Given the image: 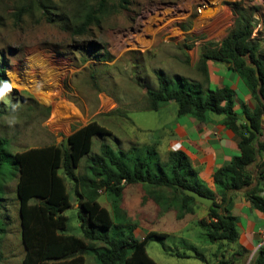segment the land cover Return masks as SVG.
Instances as JSON below:
<instances>
[{
	"label": "rangeland",
	"instance_id": "obj_1",
	"mask_svg": "<svg viewBox=\"0 0 264 264\" xmlns=\"http://www.w3.org/2000/svg\"><path fill=\"white\" fill-rule=\"evenodd\" d=\"M81 1L50 0L40 6L38 0H0V69L8 78L0 89L13 85L0 98V139L10 142L8 155L65 142L73 129L93 120L108 131L94 135L91 151L75 169L77 174L85 171L89 157L99 153L103 142L123 149L145 144L150 134L138 127L160 130V122L170 116L148 108L146 90L157 87L156 70L171 76L179 71L193 74L191 59L204 46L219 43L235 26L236 2L250 12L252 36L258 39L264 58V0H129L126 8L117 7L85 34L74 35L71 27L81 17ZM22 6L27 7L25 12ZM259 138L264 139V132ZM250 171L256 180L257 164ZM145 191L141 184L127 186L114 220L135 223L134 235L141 240L158 233L146 242L156 262L221 264L234 259V264L253 263L254 252L238 254L242 250L238 241L209 242L198 224L207 212L205 205L179 218L177 209L162 210ZM107 197L102 189L99 201L112 212ZM78 212L73 199L65 211L67 232L81 236ZM0 219L5 230L0 264H23L26 247L16 178L4 186ZM123 230L126 227L113 226L108 232L120 237ZM85 264H97L94 255H86Z\"/></svg>",
	"mask_w": 264,
	"mask_h": 264
},
{
	"label": "trees",
	"instance_id": "obj_2",
	"mask_svg": "<svg viewBox=\"0 0 264 264\" xmlns=\"http://www.w3.org/2000/svg\"><path fill=\"white\" fill-rule=\"evenodd\" d=\"M49 1L38 0L40 6ZM83 1L79 22L71 27L74 35L85 34L90 25L100 24L105 14L119 6L126 8L129 2L118 0L115 6V0ZM26 9L21 7L24 12ZM234 9L238 11L235 26L219 43L204 46L197 68L207 74L209 61L231 64L257 99L253 113L244 110L255 131L236 111L233 90L229 86L205 88L200 82L182 75L170 77L158 69L155 72L157 87L146 90L149 109L157 110L161 104L175 101L178 115L192 114L201 120L209 119L210 112L224 115L223 123L237 136L240 154L216 170L215 192L201 182L184 150H171L163 159L156 142L133 144L127 149L114 148L103 142L99 153L89 157L85 171L77 174L75 169L82 157L91 151L94 135L108 131L96 120L73 129L65 142L30 147L10 155V142L6 138L0 139V208L6 182L16 178L22 238L26 247L23 264H85V256L89 254L94 255L97 264H159L146 249L147 240L158 233H150L141 240L134 235L135 223H115L114 216L115 219L118 217L124 190L129 185L141 184L148 198L164 211L177 209L179 218L203 205L187 195L185 188L212 197V206L207 207V214L198 224L213 244L239 240L237 217L228 208L233 191L248 188L245 197L264 213V195L261 193L264 191V157L258 162V156L264 151V139L259 140L263 133L264 58L259 54L258 39L252 36L254 27L250 12L237 2ZM6 81L8 78L1 67L0 83ZM253 164H257L258 177L256 184L251 186L254 177L250 166ZM102 189L108 195L112 212L99 201ZM73 199L79 207L81 236L67 232L69 217L65 211L72 206ZM113 226L117 229L126 227L127 232L123 230L120 237L111 236L108 231ZM4 234L0 224V242ZM245 251L247 249L242 247L238 254L243 256ZM235 261L229 259L220 263L234 264ZM252 264H264V244L256 251Z\"/></svg>",
	"mask_w": 264,
	"mask_h": 264
},
{
	"label": "crops",
	"instance_id": "obj_3",
	"mask_svg": "<svg viewBox=\"0 0 264 264\" xmlns=\"http://www.w3.org/2000/svg\"><path fill=\"white\" fill-rule=\"evenodd\" d=\"M199 57L200 55L191 59L190 66L193 74H184V71H179L173 76L167 75L170 77L179 74L186 76L191 81L202 83L205 88L208 86L211 88L229 86L233 90L236 111L241 115L245 113L244 110L253 113L258 105L257 99L246 81L231 67V64L209 61L207 62V74H204L197 68ZM175 104L176 107H174ZM170 105L172 106L170 107ZM156 111H163L170 115L169 121L160 122V130L138 127L150 134V137L143 142L149 144L156 142L161 156L167 155L171 150H184L198 171L201 182L207 189L215 192L214 174L216 170L240 154L237 136L223 123L224 115L210 112L207 120L198 119L192 114L178 115V106L175 101L161 104ZM241 122L239 120V123ZM262 129L264 132V124H262ZM259 140L263 139L259 138ZM262 157H264L263 152L258 156V161ZM256 182L257 179L251 186H254ZM247 189L233 191V200L228 208L237 217L236 227L239 232V245L249 252L256 253L258 248L264 244V213L254 208L245 197ZM261 193L264 195V191ZM205 215L203 213L200 218Z\"/></svg>",
	"mask_w": 264,
	"mask_h": 264
},
{
	"label": "water",
	"instance_id": "obj_4",
	"mask_svg": "<svg viewBox=\"0 0 264 264\" xmlns=\"http://www.w3.org/2000/svg\"><path fill=\"white\" fill-rule=\"evenodd\" d=\"M243 118L245 119L246 123L248 124V126L250 127V129L252 131H255V128L252 126V120L249 116H247L246 113H243ZM262 119H264V114L262 115ZM184 192L189 195L192 196L196 202L201 203L203 205H205L206 207H210L213 204L214 199L210 196L207 195H203L193 189L190 188H185Z\"/></svg>",
	"mask_w": 264,
	"mask_h": 264
},
{
	"label": "clouds",
	"instance_id": "obj_5",
	"mask_svg": "<svg viewBox=\"0 0 264 264\" xmlns=\"http://www.w3.org/2000/svg\"><path fill=\"white\" fill-rule=\"evenodd\" d=\"M13 85L6 84L3 89H0V98H3L4 94L8 91H11Z\"/></svg>",
	"mask_w": 264,
	"mask_h": 264
}]
</instances>
